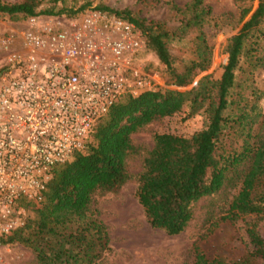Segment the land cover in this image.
I'll use <instances>...</instances> for the list:
<instances>
[{
  "label": "trees",
  "instance_id": "16d2710c",
  "mask_svg": "<svg viewBox=\"0 0 264 264\" xmlns=\"http://www.w3.org/2000/svg\"><path fill=\"white\" fill-rule=\"evenodd\" d=\"M234 2L243 24L227 39V63L220 80L209 84L208 74L189 90L153 89L136 97H122L96 122L92 140L84 151L53 168L43 200L37 205H26L32 217L2 243H17L29 249L36 264H100L104 255L110 253V247L107 228L91 208L94 194L115 193L131 179L127 160L139 153L132 135L187 107L190 116L198 112L205 114V128L190 137L156 134L153 147L146 152L136 175L135 198L146 223L169 236L179 235L193 218L192 205L217 193L227 173L244 166L239 190L221 221L234 223L251 217L253 220L246 223L245 229L248 244L235 255L229 251L222 253L220 248L204 250L194 246L195 258L191 264H264V239L258 232V225L264 220V135L253 133L256 121L252 119L244 124L243 114L231 120L242 131L246 130L241 151L229 156L219 153L223 132L230 122L224 114L231 104L228 97L236 71L243 59H249L255 68L264 69V0ZM254 2L257 6L253 10ZM41 5L40 0L13 4L0 1V16L11 22H23L34 16L71 18L87 8L82 6L74 11L58 7L57 1L52 6L41 8ZM173 8L182 15L176 30L156 20L139 19L126 9L116 11L100 5L94 10L133 24L142 33L146 50L166 68L169 83L188 87L210 67L212 45L205 25L211 10L202 5V0ZM192 30L197 32L195 57L177 72L172 67L174 60L168 43ZM260 116L264 118V113Z\"/></svg>",
  "mask_w": 264,
  "mask_h": 264
},
{
  "label": "built area",
  "instance_id": "2783aa9c",
  "mask_svg": "<svg viewBox=\"0 0 264 264\" xmlns=\"http://www.w3.org/2000/svg\"><path fill=\"white\" fill-rule=\"evenodd\" d=\"M0 41V245L44 197L51 171L85 149L124 96L153 90L136 27L94 9L27 18Z\"/></svg>",
  "mask_w": 264,
  "mask_h": 264
},
{
  "label": "rangeland",
  "instance_id": "374dc122",
  "mask_svg": "<svg viewBox=\"0 0 264 264\" xmlns=\"http://www.w3.org/2000/svg\"><path fill=\"white\" fill-rule=\"evenodd\" d=\"M3 3H19L22 0H0ZM41 8L52 6L57 1L58 7L73 9L82 6L86 10L97 6H105L116 11L128 10L133 16L145 21L162 22L169 29L176 30L182 18L181 12L173 8H183L193 0H40ZM202 5L210 8V16L206 20L205 31L212 45L210 67L200 73L188 87H176L169 83L166 68L159 63L155 55L145 50L141 62L152 78L153 89L189 90L198 80L210 75L209 84H216L227 63L225 47L227 39L240 29L243 22L239 21V13L234 0H202ZM257 2L253 3V10ZM83 13V12H82ZM106 13V12H105ZM81 14V13H80ZM79 14V15H80ZM46 17V16H43ZM77 17V16H76ZM76 17H52L73 19ZM51 18V17H50ZM6 24L4 30L17 28L25 21L11 22L0 16ZM196 34L192 30L173 37L169 43V51L173 57V66L177 72L195 57ZM8 34L2 36L0 41ZM1 47V44H0ZM264 52V49H263ZM262 54V53H261ZM1 57V56H0ZM249 59H243L236 71L235 84L231 89L228 101L231 103L225 111V117L230 121L221 138L219 153L229 156L234 151H241L244 134L240 125L233 121L241 114L245 115L244 124L255 120L253 133L264 135V69L255 68ZM205 114L198 112L189 115L185 107L172 117L163 118L144 126L132 135V141L138 147L139 153L127 160V169L131 179L115 193H96L93 196L91 208L107 228L110 253L104 255L100 264H191L194 261V246L204 250H218L222 253L239 254L248 244L245 229L246 223L252 221L245 217L231 223L221 221L227 214L231 199L237 194L240 186L241 171L244 166L227 173L223 187L215 194L202 198L192 205L193 218L185 230L179 235L169 236L165 232L153 229L146 223L141 206L135 198L137 187L136 175L141 170V162L146 152L153 147V137L156 134H174L190 137L204 129L207 125ZM92 138L89 140L91 141ZM32 217L30 211H25V218ZM258 232L264 239V220L258 225ZM3 240V239H2ZM0 245V264H36L32 252L20 244ZM225 250H224V248ZM229 254V253H228Z\"/></svg>",
  "mask_w": 264,
  "mask_h": 264
}]
</instances>
